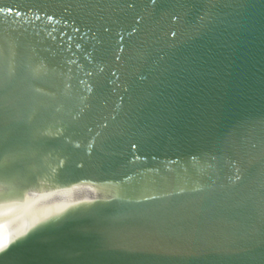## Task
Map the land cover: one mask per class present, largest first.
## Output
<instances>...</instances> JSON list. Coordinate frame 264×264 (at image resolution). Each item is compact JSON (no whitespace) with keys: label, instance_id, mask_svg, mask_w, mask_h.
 Instances as JSON below:
<instances>
[{"label":"water","instance_id":"water-1","mask_svg":"<svg viewBox=\"0 0 264 264\" xmlns=\"http://www.w3.org/2000/svg\"><path fill=\"white\" fill-rule=\"evenodd\" d=\"M0 193V264H264V0H0Z\"/></svg>","mask_w":264,"mask_h":264},{"label":"snow or ice","instance_id":"snow-or-ice-1","mask_svg":"<svg viewBox=\"0 0 264 264\" xmlns=\"http://www.w3.org/2000/svg\"><path fill=\"white\" fill-rule=\"evenodd\" d=\"M8 11L11 12L12 9H8ZM58 173H59V170H58ZM4 198H5L4 195L0 193V200H3ZM8 244H9V241L7 237L0 238V252H3L8 247Z\"/></svg>","mask_w":264,"mask_h":264}]
</instances>
